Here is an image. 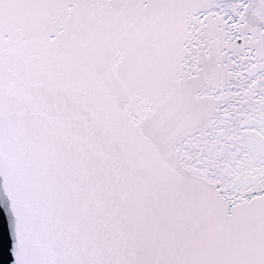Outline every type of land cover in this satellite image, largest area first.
<instances>
[{"label":"snow or ice","instance_id":"6c2138e0","mask_svg":"<svg viewBox=\"0 0 264 264\" xmlns=\"http://www.w3.org/2000/svg\"><path fill=\"white\" fill-rule=\"evenodd\" d=\"M0 192L12 264H264V0H0Z\"/></svg>","mask_w":264,"mask_h":264},{"label":"water","instance_id":"95a60500","mask_svg":"<svg viewBox=\"0 0 264 264\" xmlns=\"http://www.w3.org/2000/svg\"><path fill=\"white\" fill-rule=\"evenodd\" d=\"M7 214V215H6ZM14 220L7 208V198L0 192V264H12L11 246L13 237L10 230Z\"/></svg>","mask_w":264,"mask_h":264}]
</instances>
